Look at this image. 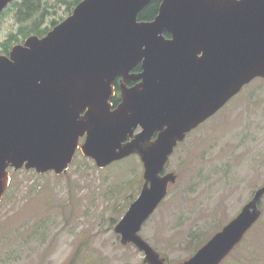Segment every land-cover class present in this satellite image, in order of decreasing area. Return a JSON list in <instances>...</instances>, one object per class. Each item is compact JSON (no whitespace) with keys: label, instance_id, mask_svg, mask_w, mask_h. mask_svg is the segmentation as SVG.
Returning a JSON list of instances; mask_svg holds the SVG:
<instances>
[{"label":"water","instance_id":"95a60500","mask_svg":"<svg viewBox=\"0 0 264 264\" xmlns=\"http://www.w3.org/2000/svg\"><path fill=\"white\" fill-rule=\"evenodd\" d=\"M12 1L0 0V14ZM151 1L82 0L45 36L0 55V201L9 170L58 176L77 150L99 169L137 155L144 183L114 231L145 264H167L139 232L176 182L164 173L176 146L264 78V0H162L140 21ZM263 197L264 185L179 264H221L260 219Z\"/></svg>","mask_w":264,"mask_h":264},{"label":"rangeland","instance_id":"374dc122","mask_svg":"<svg viewBox=\"0 0 264 264\" xmlns=\"http://www.w3.org/2000/svg\"><path fill=\"white\" fill-rule=\"evenodd\" d=\"M32 2L29 17L19 16L17 8L0 15V54L36 32L45 36L80 1ZM9 171L0 202V264H145L144 254L122 245L114 231L144 183L137 155L99 169L78 152L58 176ZM164 173L175 174L176 182L139 236L167 264H179L264 185V78L244 86L190 132ZM259 208L258 222L221 264H264V197Z\"/></svg>","mask_w":264,"mask_h":264},{"label":"trees","instance_id":"16d2710c","mask_svg":"<svg viewBox=\"0 0 264 264\" xmlns=\"http://www.w3.org/2000/svg\"><path fill=\"white\" fill-rule=\"evenodd\" d=\"M79 1L81 0H76V3L77 4ZM160 3V0H152L151 3L144 9L141 11V13L139 14L138 16V19L140 21H150L152 20L156 14H157V9H158V5ZM33 5L34 3L32 2V0H21L20 1H16L14 0L8 7V8H17L16 10L18 11V15L19 16H23L25 17V15H27V17L30 16V14L33 12ZM10 9V10H11ZM23 19H26V18H23ZM58 23H54L53 25H57ZM35 34H37L36 36H39V37H42L45 33H41V32H36ZM35 34H32V35H35ZM166 36H168L166 34ZM8 52L5 51L4 54H7ZM134 73L137 74V73H140L141 72V68H140V65H138L134 70ZM117 86V83L115 84Z\"/></svg>","mask_w":264,"mask_h":264},{"label":"flooded vegetation","instance_id":"af4514ba","mask_svg":"<svg viewBox=\"0 0 264 264\" xmlns=\"http://www.w3.org/2000/svg\"><path fill=\"white\" fill-rule=\"evenodd\" d=\"M162 2V0H160V3ZM160 3H159V5H160ZM159 5H158V7H159ZM157 12H158V9H157ZM157 15V14H156ZM166 36V35H165ZM166 38H169V36H166ZM24 42V41H23ZM20 44H23V43H20ZM8 54L9 53H7V54H3V55H7L8 56ZM132 73H134V71H132ZM117 83V86L115 85ZM120 84H121V78L120 77H118V78H116L115 80H114V82H113V86H114V96H113V98H112V100H111V102H112V105H113V108L114 107H116L119 103H120V91H119V87H120ZM136 84V82H129L128 84H127V87L128 88H131V87H133L134 85ZM198 128V127H197ZM195 130V129H194ZM188 136V134L186 135V137ZM180 144V143H179ZM178 144V145H179ZM177 145V146H178ZM176 149V148H175ZM174 149V150H175Z\"/></svg>","mask_w":264,"mask_h":264}]
</instances>
